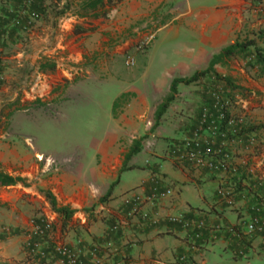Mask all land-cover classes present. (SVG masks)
<instances>
[{
  "label": "crops",
  "instance_id": "0c3cea01",
  "mask_svg": "<svg viewBox=\"0 0 264 264\" xmlns=\"http://www.w3.org/2000/svg\"><path fill=\"white\" fill-rule=\"evenodd\" d=\"M86 1L34 0L26 29L22 0H0V171L22 179L0 185L3 263L62 264L55 249L67 246L100 264H264V75L254 46L219 57L247 40L264 49V0H103L81 10ZM208 69L179 84L155 120L173 80ZM84 97L96 112L88 134H43L79 122ZM224 112L235 120L225 126L227 162L207 132L204 166L172 159L204 113L219 128ZM40 155L59 172L43 174ZM34 215L51 224L44 239L32 234ZM252 223L263 231L249 233Z\"/></svg>",
  "mask_w": 264,
  "mask_h": 264
},
{
  "label": "built area",
  "instance_id": "2783aa9c",
  "mask_svg": "<svg viewBox=\"0 0 264 264\" xmlns=\"http://www.w3.org/2000/svg\"><path fill=\"white\" fill-rule=\"evenodd\" d=\"M23 6H24V12H26L27 8L31 4L32 0H23ZM26 14V13H25ZM33 15H29V24H27L26 29L30 27V22L33 19ZM153 37H149V40H151ZM135 64L134 57L131 55H127L124 58V65L126 67H132ZM3 80L2 75L0 74V82ZM222 107V106H221ZM223 107L221 108V110ZM223 118V113L220 115V119ZM240 121V120H239ZM208 117L207 114L202 115L201 119V128L194 131L191 136L186 138L184 141H182L179 145H175L171 148L169 151V155L172 157V159L180 164L183 165H189V166H195V167H202L205 165L206 158L208 157V154L203 150V145L205 142L203 141V133L207 132V138L213 139L215 137H220L222 140L221 149L219 151V154L221 155V159L223 162H227L230 158V156L226 153H222V148L225 146V143L229 139L226 132H220L218 130V127L213 126L210 127L208 125ZM235 122L234 119L229 121V124H233ZM208 125V126H207ZM248 144L254 145L255 139L250 138L248 140ZM36 160L38 163L42 165V173L48 174L50 172H59L60 169V163L58 160L51 156H36ZM171 191L167 190L163 196L170 195ZM169 220L173 223L180 224L183 227H188L189 222L186 221L184 218L181 217H170ZM30 226L32 229V234L35 236H38L41 239H44L51 231V224H49L46 221H39L37 222L35 219L30 221ZM247 231L249 233L254 232H262L263 227L258 226L256 224H250L247 226ZM27 247L29 248V251L31 253H39L40 252V242H28ZM55 253L58 256L60 262L62 264H100L97 260H92L89 262H84L82 260V252L80 250H73L71 248H68L67 246H58L55 249Z\"/></svg>",
  "mask_w": 264,
  "mask_h": 264
},
{
  "label": "trees",
  "instance_id": "16d2710c",
  "mask_svg": "<svg viewBox=\"0 0 264 264\" xmlns=\"http://www.w3.org/2000/svg\"><path fill=\"white\" fill-rule=\"evenodd\" d=\"M119 1L120 0H116V2H119ZM22 2H24V1L22 0ZM102 2H103V0H87L86 2H84L82 4L81 10H87V9L94 10L97 8V6L102 4ZM33 3H34V0H32L31 4L29 5V7L26 10V13H27L26 16L27 17L29 15H31V13H32L31 10H32ZM108 4L111 5L112 0H108ZM102 15H105V14H102ZM254 43L255 42L253 40H247V41L242 42V43H236L234 46L227 48L224 51H222V53L220 54L219 57L229 58V57H232L238 53L246 51L247 48L250 46H254V55H253L254 62H255V64L260 66L261 72L264 75V49L256 47L254 45ZM41 69L43 70L44 67H42ZM209 71H210V69H208L205 72H197L191 78H188V79H175V80H173L171 87H170V94L165 98L163 103L158 107V109L155 113V120L156 121L159 120L160 117L166 112L170 103L175 98V95L177 93V86L179 84L189 85L191 83H194L197 80H199L201 77H203ZM223 109H224V107H223ZM232 119H233L232 117H230L227 113L224 112L223 118L221 119V123H220L221 125L218 128V130L220 132H226L227 136H228V132L225 130V126H227L229 124V121ZM138 150H139L138 143H134V145L130 148V153L128 155V158L131 155L135 154ZM20 182H22L21 178L9 176L8 174H5V173L0 171V185L1 186H14ZM43 195L45 196L46 200L49 202L51 210L53 212H55L56 214L61 216L64 220H68L72 217L73 211H70L67 207H58L56 200L52 196L51 193L43 192Z\"/></svg>",
  "mask_w": 264,
  "mask_h": 264
},
{
  "label": "rangeland",
  "instance_id": "374dc122",
  "mask_svg": "<svg viewBox=\"0 0 264 264\" xmlns=\"http://www.w3.org/2000/svg\"><path fill=\"white\" fill-rule=\"evenodd\" d=\"M85 104V107L86 108V111L84 112L83 116H82V119H80L79 122H75V120L72 122L71 119H69L68 122H65V126L63 128H60L59 130H54L53 128L49 127H45L44 129V133L46 136H55L56 138H59L60 135L62 134H73L76 132V130L80 133V134H88V132H90L93 127V123H95L93 120H94V116L96 115V112H95V107L93 106V102L91 103L90 102V99L87 98V97H84V98H81L80 99V102H79V105H83ZM90 106V108L88 109V107ZM88 109V110H87ZM5 123H3L4 125ZM78 124V125H77ZM152 123L151 125L149 126V128L152 127ZM2 133H6V134H9L10 132L8 131L7 127H5L3 129V132ZM32 141V140H30ZM33 217H38L36 215L32 216L30 218V220L33 218ZM0 264H4L3 263V259L0 258ZM5 264H16V259L15 258H11V259H6V263Z\"/></svg>",
  "mask_w": 264,
  "mask_h": 264
}]
</instances>
